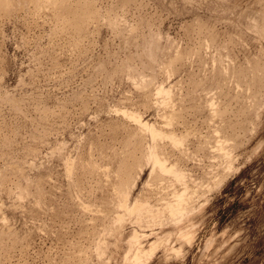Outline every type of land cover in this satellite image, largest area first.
Segmentation results:
<instances>
[{
  "label": "rangeland",
  "instance_id": "374dc122",
  "mask_svg": "<svg viewBox=\"0 0 264 264\" xmlns=\"http://www.w3.org/2000/svg\"><path fill=\"white\" fill-rule=\"evenodd\" d=\"M0 264H264V0H0Z\"/></svg>",
  "mask_w": 264,
  "mask_h": 264
}]
</instances>
